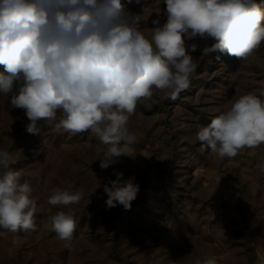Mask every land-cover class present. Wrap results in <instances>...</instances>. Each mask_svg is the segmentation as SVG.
<instances>
[{"label":"rangeland","instance_id":"374dc122","mask_svg":"<svg viewBox=\"0 0 264 264\" xmlns=\"http://www.w3.org/2000/svg\"><path fill=\"white\" fill-rule=\"evenodd\" d=\"M122 4L140 15L148 38L153 20L161 26L167 20L164 0L158 7L155 0ZM215 42L197 37L186 44ZM191 55L197 67L189 87L174 99L153 88L137 101L128 122L137 140L130 156L108 169L99 167L100 141L91 130L57 128L58 112L38 122L40 135L31 134L25 110L10 103L15 92L0 93V149L12 154L11 170L37 202L35 230L0 227V264H198L211 257L217 264H264V143L220 158L195 135L234 98L253 93L264 100V41L244 59L219 51L205 57L199 48ZM114 172L139 185L129 210L106 207L103 185L116 179ZM53 188L83 190L70 206L76 221L70 248L51 230V217L67 210L48 203Z\"/></svg>","mask_w":264,"mask_h":264},{"label":"clouds","instance_id":"9594fccd","mask_svg":"<svg viewBox=\"0 0 264 264\" xmlns=\"http://www.w3.org/2000/svg\"><path fill=\"white\" fill-rule=\"evenodd\" d=\"M131 2V0H129ZM140 3V0H136ZM160 0H155L158 7ZM166 22L159 19L150 38L140 30V15L126 13L122 0H0V93L15 92L13 108L25 110L27 131L40 135L39 121L61 119L57 128L72 134L91 132L100 141L101 169L130 156L137 137L128 122L137 101L153 88L174 99L187 89L202 56L219 51L244 59L264 41V5L258 0H164ZM213 38L201 47L186 41ZM219 59V56L217 57ZM202 148L234 158L243 148L264 143V100L253 93L234 98L231 107L196 132ZM12 154L0 149V227L35 230L37 202L30 185L10 165ZM103 185L108 209L131 208L139 185L122 172ZM83 190L53 188L51 230L70 248L76 229L71 205ZM198 264H217L215 257Z\"/></svg>","mask_w":264,"mask_h":264}]
</instances>
